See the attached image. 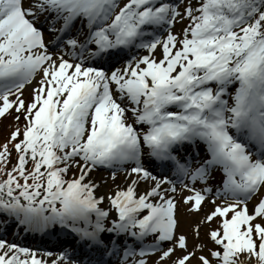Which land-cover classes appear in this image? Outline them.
<instances>
[{
    "label": "snow or ice",
    "instance_id": "obj_1",
    "mask_svg": "<svg viewBox=\"0 0 264 264\" xmlns=\"http://www.w3.org/2000/svg\"><path fill=\"white\" fill-rule=\"evenodd\" d=\"M6 116L0 264H264V0H0Z\"/></svg>",
    "mask_w": 264,
    "mask_h": 264
},
{
    "label": "rangeland",
    "instance_id": "obj_2",
    "mask_svg": "<svg viewBox=\"0 0 264 264\" xmlns=\"http://www.w3.org/2000/svg\"><path fill=\"white\" fill-rule=\"evenodd\" d=\"M186 22V21H185ZM185 22L184 23H178L175 25V31H179L182 27L185 26ZM47 38V35H46ZM35 85H30V86H26L24 89V99L26 101H28L30 99V95H31V88L34 87ZM16 126V122L13 120L12 116H6L3 119H0V130L2 131V136L4 135L3 133H5V135H8L10 130H12L14 127ZM75 171V170H73ZM124 173L123 172H118L117 173V177L115 179V181H113L110 176H111V172H106V171H100V170H95L92 172V176L90 178H97L100 182V187L97 189L96 194L97 195H103L105 197H107V195L110 192H114L117 188H123L126 186V181L124 179ZM72 176V172H69V176L67 178H71ZM214 186H216L217 184V180H212ZM212 199L211 196L208 197V200L210 201ZM102 207H107V201H105V203L103 205H101ZM212 205L210 203H205L203 206V209L200 213L198 214H190V213H186L184 211V206L181 205L180 208L178 209V216H180L181 218V228L180 230L183 232L188 233V238H189V246L192 245L193 243V237L190 233V223L191 221L195 220V219H199L200 217H202L204 215L205 212L209 211L211 209ZM252 207V204H249V208ZM215 222L212 223L211 227H215ZM204 231L205 229L202 227L201 228V238L203 239L204 237ZM13 234V233H12ZM10 233H7L8 237L13 236ZM7 237V238H8ZM39 252H43L38 250ZM47 251V250H44ZM55 253V252H54ZM154 259V257H151L149 260V264H151V260Z\"/></svg>",
    "mask_w": 264,
    "mask_h": 264
},
{
    "label": "trees",
    "instance_id": "obj_3",
    "mask_svg": "<svg viewBox=\"0 0 264 264\" xmlns=\"http://www.w3.org/2000/svg\"><path fill=\"white\" fill-rule=\"evenodd\" d=\"M20 125L21 126L23 125V121H22V123ZM7 137H8V135L4 134L3 137L1 135L0 136V143H3ZM11 163H15V154L14 153H13V159H12ZM9 166H11V165H9Z\"/></svg>",
    "mask_w": 264,
    "mask_h": 264
}]
</instances>
